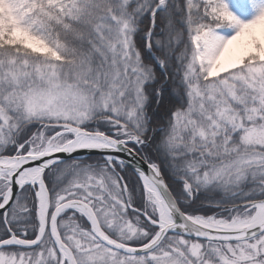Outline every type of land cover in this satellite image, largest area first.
Masks as SVG:
<instances>
[{"label": "snow or ice", "instance_id": "1", "mask_svg": "<svg viewBox=\"0 0 264 264\" xmlns=\"http://www.w3.org/2000/svg\"><path fill=\"white\" fill-rule=\"evenodd\" d=\"M0 264H264V0H0Z\"/></svg>", "mask_w": 264, "mask_h": 264}, {"label": "rangeland", "instance_id": "2", "mask_svg": "<svg viewBox=\"0 0 264 264\" xmlns=\"http://www.w3.org/2000/svg\"><path fill=\"white\" fill-rule=\"evenodd\" d=\"M234 2L235 3H240V2H242V0H234ZM95 156H97V155H95Z\"/></svg>", "mask_w": 264, "mask_h": 264}, {"label": "water", "instance_id": "3", "mask_svg": "<svg viewBox=\"0 0 264 264\" xmlns=\"http://www.w3.org/2000/svg\"><path fill=\"white\" fill-rule=\"evenodd\" d=\"M85 154H86V153H85ZM92 155H93V156H95V155H97V156H98V153H95V152H94V153H92Z\"/></svg>", "mask_w": 264, "mask_h": 264}, {"label": "trees", "instance_id": "4", "mask_svg": "<svg viewBox=\"0 0 264 264\" xmlns=\"http://www.w3.org/2000/svg\"><path fill=\"white\" fill-rule=\"evenodd\" d=\"M96 156H93V158H95Z\"/></svg>", "mask_w": 264, "mask_h": 264}]
</instances>
